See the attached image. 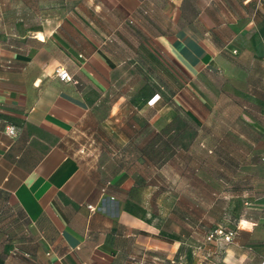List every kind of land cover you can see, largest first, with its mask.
Masks as SVG:
<instances>
[{"label":"crops","instance_id":"crops-1","mask_svg":"<svg viewBox=\"0 0 264 264\" xmlns=\"http://www.w3.org/2000/svg\"><path fill=\"white\" fill-rule=\"evenodd\" d=\"M25 1L0 0V264H138L147 250L167 254L174 243L149 217L148 176L116 153L80 155V146L105 149L106 134L137 132L131 113L169 96L170 71L173 97L191 104L185 75L196 84L220 68L233 42L228 1L97 0L96 13L44 14ZM60 66L71 80L57 76ZM236 226L225 264H264V216Z\"/></svg>","mask_w":264,"mask_h":264},{"label":"rangeland","instance_id":"rangeland-1","mask_svg":"<svg viewBox=\"0 0 264 264\" xmlns=\"http://www.w3.org/2000/svg\"><path fill=\"white\" fill-rule=\"evenodd\" d=\"M96 1L25 2L44 14L102 11ZM227 1L233 42L220 68L203 70L196 84L185 75L191 104L173 97L178 87L170 71L169 96L151 107L139 101L131 113L137 132L106 134L105 149L80 146L86 157L116 153L153 185L149 217L164 225L174 247L167 254L147 250L138 264H225L239 219L264 216V0ZM218 228L234 230V240L210 238Z\"/></svg>","mask_w":264,"mask_h":264},{"label":"built area","instance_id":"built-area-1","mask_svg":"<svg viewBox=\"0 0 264 264\" xmlns=\"http://www.w3.org/2000/svg\"><path fill=\"white\" fill-rule=\"evenodd\" d=\"M56 74L62 81H68V80L72 79L70 72L64 67L57 68ZM6 132L10 136L14 137L17 135V128L13 125H8V126H6ZM90 207L92 208V206H90ZM236 234L237 233L234 230H225L223 228H218L215 230L214 233H212L210 235V238H212L214 236H218L222 240H225L227 242H231L234 240Z\"/></svg>","mask_w":264,"mask_h":264}]
</instances>
